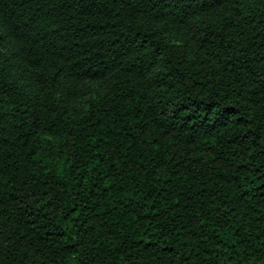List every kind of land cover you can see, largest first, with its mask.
<instances>
[{"label": "trees", "instance_id": "obj_1", "mask_svg": "<svg viewBox=\"0 0 264 264\" xmlns=\"http://www.w3.org/2000/svg\"><path fill=\"white\" fill-rule=\"evenodd\" d=\"M0 264H264V0H0Z\"/></svg>", "mask_w": 264, "mask_h": 264}]
</instances>
